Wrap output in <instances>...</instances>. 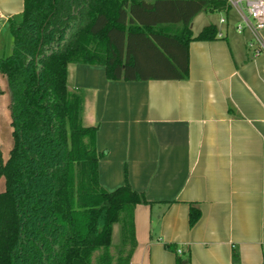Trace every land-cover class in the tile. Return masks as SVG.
<instances>
[{"label":"crops","instance_id":"crops-1","mask_svg":"<svg viewBox=\"0 0 264 264\" xmlns=\"http://www.w3.org/2000/svg\"><path fill=\"white\" fill-rule=\"evenodd\" d=\"M24 6L0 0V60L14 51L11 28ZM240 21L235 10L193 19L186 80L113 81L102 66H68L69 89L83 93V125L98 129L106 153L100 185L114 192L127 177L150 203L135 210L131 264H177L186 254L191 264H264V50L237 31ZM210 26L216 39L197 40ZM9 103L0 74V125L13 133ZM192 208L201 213L193 227ZM120 243L116 223L112 245Z\"/></svg>","mask_w":264,"mask_h":264},{"label":"trees","instance_id":"trees-1","mask_svg":"<svg viewBox=\"0 0 264 264\" xmlns=\"http://www.w3.org/2000/svg\"><path fill=\"white\" fill-rule=\"evenodd\" d=\"M226 10L216 0H25L14 51L0 60L13 128L5 163L0 153V264H131L135 210L150 203L127 177L114 192L100 185L106 153L98 129L83 125V93L69 89L68 66H102L113 81L186 80L193 19ZM217 34L210 26L196 39ZM200 216L191 209V227ZM186 255L177 264H191Z\"/></svg>","mask_w":264,"mask_h":264},{"label":"built area","instance_id":"built-area-1","mask_svg":"<svg viewBox=\"0 0 264 264\" xmlns=\"http://www.w3.org/2000/svg\"><path fill=\"white\" fill-rule=\"evenodd\" d=\"M226 3L228 13L235 10L241 19L236 26L239 33L250 31L256 39L261 42V49L264 50V44L260 39V33L264 30V0H216ZM220 22L225 24L226 18H221ZM253 46V45H251ZM181 253V251H179Z\"/></svg>","mask_w":264,"mask_h":264},{"label":"rangeland","instance_id":"rangeland-1","mask_svg":"<svg viewBox=\"0 0 264 264\" xmlns=\"http://www.w3.org/2000/svg\"><path fill=\"white\" fill-rule=\"evenodd\" d=\"M174 29H175L174 31L180 32L182 30V25L176 26ZM6 124L8 125L7 122ZM12 147H13L12 133L9 131V128L7 127L5 128L4 125L1 124L0 125V153H1V158L4 163L7 161ZM4 191H5V178L2 177L0 178V193Z\"/></svg>","mask_w":264,"mask_h":264}]
</instances>
